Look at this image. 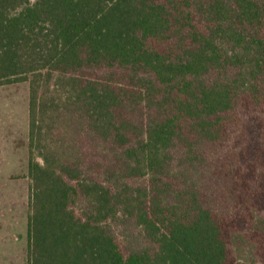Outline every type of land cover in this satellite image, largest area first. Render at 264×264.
Returning <instances> with one entry per match:
<instances>
[{
    "label": "trees",
    "instance_id": "16d2710c",
    "mask_svg": "<svg viewBox=\"0 0 264 264\" xmlns=\"http://www.w3.org/2000/svg\"><path fill=\"white\" fill-rule=\"evenodd\" d=\"M21 82L27 264H264V0H0Z\"/></svg>",
    "mask_w": 264,
    "mask_h": 264
},
{
    "label": "rangeland",
    "instance_id": "374dc122",
    "mask_svg": "<svg viewBox=\"0 0 264 264\" xmlns=\"http://www.w3.org/2000/svg\"><path fill=\"white\" fill-rule=\"evenodd\" d=\"M29 82L0 85V264H27Z\"/></svg>",
    "mask_w": 264,
    "mask_h": 264
}]
</instances>
